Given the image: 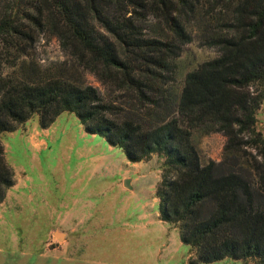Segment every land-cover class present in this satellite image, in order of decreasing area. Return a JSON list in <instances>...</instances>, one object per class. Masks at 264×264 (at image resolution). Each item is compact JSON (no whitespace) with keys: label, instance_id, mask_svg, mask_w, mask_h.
Returning <instances> with one entry per match:
<instances>
[{"label":"trees","instance_id":"trees-1","mask_svg":"<svg viewBox=\"0 0 264 264\" xmlns=\"http://www.w3.org/2000/svg\"><path fill=\"white\" fill-rule=\"evenodd\" d=\"M148 20L165 35L147 33ZM39 32L56 36L71 65L39 70L21 63L12 74L0 67V131L33 112L47 126L71 110L85 131L119 145L131 161L163 155L159 217L194 249L190 263L229 256L264 264V135L256 128L264 0H0L2 46L27 53ZM192 39L217 53L185 73L169 102L162 84ZM84 71L131 93L143 112L119 115L122 108ZM194 131L225 135L220 160H201ZM13 180L0 141V201Z\"/></svg>","mask_w":264,"mask_h":264},{"label":"rangeland","instance_id":"rangeland-1","mask_svg":"<svg viewBox=\"0 0 264 264\" xmlns=\"http://www.w3.org/2000/svg\"><path fill=\"white\" fill-rule=\"evenodd\" d=\"M146 24L147 33L165 35L154 20ZM216 53V47L196 39L184 43L162 84L167 100L175 99L189 69ZM21 63L54 70L71 60L55 35L39 32L29 51L19 56L0 43L3 73L18 72ZM83 76L122 108L119 115L138 118L143 112L125 89L106 85L89 71ZM256 128L264 135V96ZM225 139L220 131L193 133L203 162L222 158ZM0 141L14 179L0 201V264L253 263L252 258L245 263L229 256L190 263L193 248L180 240L175 224L158 216L155 187L164 156L152 152L131 161L119 145L85 131L71 110H62L47 126L33 112L14 129L1 130Z\"/></svg>","mask_w":264,"mask_h":264},{"label":"crops","instance_id":"crops-1","mask_svg":"<svg viewBox=\"0 0 264 264\" xmlns=\"http://www.w3.org/2000/svg\"><path fill=\"white\" fill-rule=\"evenodd\" d=\"M156 196V195H155ZM157 197V196H156ZM158 198V197H157ZM158 216H159V212H158ZM160 218V217H159ZM161 219V218H160ZM163 220V219H162ZM166 221V220H165ZM181 240V239H180ZM182 241V240H181ZM183 242V241H182ZM192 251L194 252V250L192 249ZM188 257H190V255L188 256ZM226 257V256H225ZM224 258V257H223ZM221 259V258H220ZM237 259H241V258H237ZM214 261V260H213ZM197 263V262H196ZM242 264H243V262H242Z\"/></svg>","mask_w":264,"mask_h":264},{"label":"water","instance_id":"water-1","mask_svg":"<svg viewBox=\"0 0 264 264\" xmlns=\"http://www.w3.org/2000/svg\"><path fill=\"white\" fill-rule=\"evenodd\" d=\"M124 183L127 185V186H130V184H129V180L126 178V179H124Z\"/></svg>","mask_w":264,"mask_h":264}]
</instances>
